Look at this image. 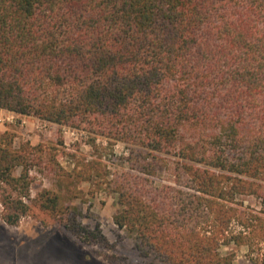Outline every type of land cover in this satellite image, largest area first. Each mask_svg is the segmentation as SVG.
Segmentation results:
<instances>
[{"label": "trees", "instance_id": "trees-1", "mask_svg": "<svg viewBox=\"0 0 264 264\" xmlns=\"http://www.w3.org/2000/svg\"><path fill=\"white\" fill-rule=\"evenodd\" d=\"M0 108L130 149L124 170L79 172L103 179L118 229L135 234L111 264H233L228 243H264L245 204H264V0H0ZM37 150L0 139L1 218L39 208L83 243L113 246L59 193L32 196Z\"/></svg>", "mask_w": 264, "mask_h": 264}, {"label": "rangeland", "instance_id": "rangeland-1", "mask_svg": "<svg viewBox=\"0 0 264 264\" xmlns=\"http://www.w3.org/2000/svg\"><path fill=\"white\" fill-rule=\"evenodd\" d=\"M1 138L12 140L17 149L25 142L38 147L36 152L40 159L31 169L33 197L44 189L59 193L63 204L82 209L85 223L94 226L99 222L113 246L83 243L39 208H34L19 224L9 225L1 218L0 201V264H111V255L133 247L135 234L119 230L114 221L118 209L115 194L107 184L101 183L102 178L85 180L79 174L91 163L109 172L126 169L127 163L121 157L130 149L123 141L5 108H0ZM20 171L21 168L16 173ZM160 179L169 181L171 178L164 174ZM246 198L249 209L264 218L261 200L255 196ZM232 227L235 233L241 230L236 222ZM254 238L259 242L258 236ZM224 251L237 254L233 264L264 263L263 242L251 248L230 242Z\"/></svg>", "mask_w": 264, "mask_h": 264}]
</instances>
